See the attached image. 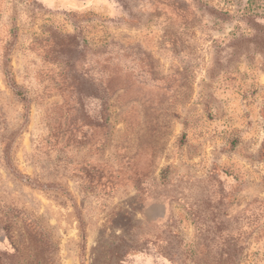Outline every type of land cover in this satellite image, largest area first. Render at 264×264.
<instances>
[{
	"label": "rangeland",
	"instance_id": "374dc122",
	"mask_svg": "<svg viewBox=\"0 0 264 264\" xmlns=\"http://www.w3.org/2000/svg\"><path fill=\"white\" fill-rule=\"evenodd\" d=\"M0 264H264V0H0Z\"/></svg>",
	"mask_w": 264,
	"mask_h": 264
}]
</instances>
